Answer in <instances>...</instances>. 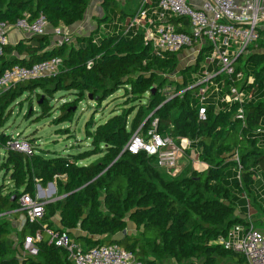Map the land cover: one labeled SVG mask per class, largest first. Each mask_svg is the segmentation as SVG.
I'll use <instances>...</instances> for the list:
<instances>
[{"label": "trees", "instance_id": "1", "mask_svg": "<svg viewBox=\"0 0 264 264\" xmlns=\"http://www.w3.org/2000/svg\"><path fill=\"white\" fill-rule=\"evenodd\" d=\"M89 5L90 0H0V22L14 24L26 15L34 20L43 14L52 28L72 26L84 18ZM169 19L187 30L185 18ZM250 49L245 68L254 77L251 87L261 93L249 95L242 103L222 101L218 105L207 100V120L200 121L201 104L193 89L167 101L161 82L152 89L158 73L176 70L179 53L153 54L144 34L120 33L99 41L78 38L76 45H53L48 33L9 43L0 57V74L14 64L62 59L54 74L18 82L0 93V171L13 185L7 193L1 189L0 214L18 217L22 213L17 210L18 199L25 193L35 197L38 181L42 185L56 182L59 197L47 203L40 224L25 225L20 244L40 225L53 228L51 218L60 212L63 228L57 230L68 232L86 249L117 243L148 264H221L220 260L227 257L247 264L243 255L214 240L234 224L246 223L236 213L235 189L241 190L254 174L264 171V154L256 146L255 136L264 120V52L258 51L264 50V38ZM23 54L26 57L21 59ZM236 85L241 89L242 81ZM120 88L137 99L148 94L147 106L138 109L131 123L130 114L123 111L101 124L88 122L89 150L67 155L50 153L36 142L31 143L33 153L27 154L7 146L12 136L1 129L9 117V108L25 93L37 96L45 117L51 112L49 100L58 91H70L78 101L91 94L101 103ZM68 107L69 104L61 109L60 122L71 119ZM240 108L244 111L242 118L238 116ZM154 110L162 134L194 141L203 169L177 177L170 172L173 169L159 168L155 158L144 152L123 153L131 135ZM236 153L243 169L241 181L233 180L232 188L227 176L229 168L238 164L232 160ZM99 155L88 165L80 163ZM128 214L140 232L137 235H123ZM78 228L85 235L76 236L73 230ZM11 232L10 223L0 220V264H73L66 250L50 243L45 232L37 242L38 256L21 259L18 248L12 249L9 243ZM117 234L122 238L114 240Z\"/></svg>", "mask_w": 264, "mask_h": 264}, {"label": "built area", "instance_id": "2", "mask_svg": "<svg viewBox=\"0 0 264 264\" xmlns=\"http://www.w3.org/2000/svg\"><path fill=\"white\" fill-rule=\"evenodd\" d=\"M155 18H150L153 28L147 31L145 39L151 42L152 53L164 56L167 53H180L191 48H202L205 44L214 50L213 63L217 68L206 80L199 82L198 91L194 94L200 101L198 110L199 120H207V110L204 103L208 100L206 82L222 75L225 78L222 101L226 103H242L248 96L236 85L241 81L242 74L238 73L236 59L249 52V47L260 39L261 24L264 21V0H155ZM148 0H142L138 13L132 18V25H142L147 18ZM185 18L187 30L182 25H175L168 18ZM164 22V23H158ZM50 24L47 18L40 14L34 20L29 15L17 20L14 24L0 22V57L5 53L10 43V31L14 28L21 30L24 37L46 35ZM53 45L77 44L74 35L65 26L51 28ZM62 64L60 57L38 61L31 65L14 64L0 74V93L14 84L41 76H50L57 72ZM183 95L188 89H183L175 95ZM176 90V88H175ZM238 116H244L243 108L238 110ZM194 141L189 137L174 138L160 132V119L152 111L131 135L124 149L132 154L141 152L154 157L161 169H175L180 160L187 157L188 151L193 150ZM11 149L33 153L32 144L23 138L12 136L7 143ZM237 161L236 169L239 180L242 177V165L239 154L232 158ZM47 201L28 193L18 199V211L25 214L24 224H40L46 213ZM48 236L50 243L66 250L68 259L73 264H148L117 243L101 244L89 249L84 248L74 240L68 232L40 225L34 235L28 234L17 246L20 258L38 256L37 242L43 239V233ZM215 243L225 249L243 255L247 264H264V230L259 229L253 221L236 223L225 233L220 234Z\"/></svg>", "mask_w": 264, "mask_h": 264}, {"label": "rangeland", "instance_id": "3", "mask_svg": "<svg viewBox=\"0 0 264 264\" xmlns=\"http://www.w3.org/2000/svg\"><path fill=\"white\" fill-rule=\"evenodd\" d=\"M51 28L52 27L50 26L49 30ZM94 35L97 38L100 37L99 33ZM250 50L252 51V49ZM213 54V49L204 50L199 62L197 64L196 62H193V65H189L188 69L186 64H188L189 61H194V59H196L195 56H192L188 62H182L180 59L179 64L173 73H158L159 76L156 83L153 85L154 88L156 89L157 85L161 82V85L168 86L165 93H168V95L171 96L181 91L183 85H185L184 87L187 89L201 81L206 80V78L211 76L217 68L218 63H213L212 61ZM249 55H247V57H249ZM235 62L236 64L238 63L237 66L240 69L238 73L242 74L241 81L243 82L246 77L247 83L249 71L244 68V59H242L241 56L238 57ZM184 69L187 70L184 71ZM181 76L185 78V82L181 83ZM204 87L207 88L208 99L217 101L219 100L218 98L222 94L225 87V78L220 75L211 82H206ZM198 89L199 88L193 89L192 93H196ZM39 92L45 97V94L42 91ZM147 95L144 99H137L136 97H132L131 94L124 88H120L113 95L109 96L101 103H98L96 99H90V95H86L82 101H78V97L75 94L70 91L62 90L56 92L49 100L51 112L45 117H42V109L40 108L37 96L35 94L29 95L28 93H25L9 108V117L1 131H4L11 136H15L16 138L19 137L29 140V142L33 145L37 142L39 148L49 150L52 153H54L53 151H57L67 155L73 152L76 153L80 150H89L91 148V140L87 137L86 124L88 122L95 121L97 124H101L107 121L110 117L123 111L126 114H130L128 117V123H131L138 109H145L147 106L149 97V95ZM211 95L213 96L211 97ZM67 104L70 106L68 107V110L71 115V119L60 122L59 118L62 115L61 112L63 111L61 109ZM79 145L80 147H78ZM188 156L192 157V159ZM2 157L3 154L0 155V159ZM99 157L100 155L91 156L85 159L84 162H91L93 160L96 161ZM203 168L204 165L199 160L198 151L193 149L188 151L187 159L182 158L178 166L170 172L174 173L177 177H185ZM227 179L228 183L233 188V180L239 179V173L236 167L232 166L229 168ZM52 185L56 188L55 182H49L42 185L38 181L36 197H43L41 196L43 193V195L49 200L55 202L57 200V189L54 193L50 194L51 189L53 188ZM12 186L13 185L8 180V177L4 178L3 171H0V192L1 189H4L3 193H7ZM2 217L3 215L0 214V220L3 221L4 218ZM127 220L129 224L127 225L128 233L136 235L139 234L140 232L137 231L135 224L129 219V214L127 216ZM45 237L48 238L46 234ZM15 240L14 238H10L9 240L12 249H17V246L22 240V235L17 234ZM168 261L173 262V259H168ZM237 262V259H230L228 257L220 260L221 264H238Z\"/></svg>", "mask_w": 264, "mask_h": 264}, {"label": "crops", "instance_id": "4", "mask_svg": "<svg viewBox=\"0 0 264 264\" xmlns=\"http://www.w3.org/2000/svg\"><path fill=\"white\" fill-rule=\"evenodd\" d=\"M148 1L150 5L147 6L148 9L147 18L142 20L141 26L132 25V18L134 15L138 13V10L142 4V0H92V2L90 0V5L84 15V18L76 22L72 26H65V28H67L74 35L76 41H78V38L88 39L90 37L94 39V41H99L105 36H112L114 34H120V33L127 36H132L133 34L141 33L144 34L145 36L146 32L150 31L153 28V26L150 24V18H155L153 9L154 6L156 5V1L155 0H148ZM166 21L178 25L172 22L169 18ZM158 23H164V22H158ZM48 33L51 41H53L54 40L53 36H51L52 29H50ZM96 33H99L100 37L97 38L94 35ZM261 34H262V38H264V21L261 24ZM9 37H10V44H17L18 42L26 38L24 37L23 32L16 28L10 31ZM207 49H210V46H208V44H205L200 49L196 47V48L187 49L179 53L178 64L180 59L182 62H188L192 56H195L196 59H194V61H189L188 64H186V67L188 69V66L193 65V62H196V64L199 62V60L201 59L200 56H202V52ZM250 51L251 50H249V52L243 53L242 55L243 56L242 59H244V63H243L244 68L246 67V64H248L245 62V60L247 58V55H249ZM258 51L264 52L263 49H258ZM24 57H26V54L20 56L21 59ZM187 69H184V71ZM248 76L249 78L247 83H246V77L243 80L241 90L246 94V96L252 94L258 96V93H261V90H254V88L251 87L254 77L250 72ZM180 81L181 83L185 82V78L181 76ZM244 83H246L247 86H243ZM184 86L185 85H183L182 90L185 89ZM213 95H211V97ZM221 95H223V91ZM221 95L218 98L219 100L214 101L218 105H220L222 102L220 101L223 98ZM208 101H212V100L208 99ZM255 136L258 137L256 146H258L261 152L264 154V120L262 126L259 127L257 131H255ZM78 147H80V145ZM49 152L52 153L51 151ZM53 152L57 154H62L61 152H57V151H53ZM80 152H82V150L76 153L73 152L72 154H78ZM48 156H53V155H48ZM189 158L192 159V157ZM184 159H187V157H184ZM84 160H81L80 163L84 165H88L94 161L93 160L91 162H84ZM52 187L53 188L51 189L50 194L54 193L57 189V186L55 188L54 185H52ZM235 190H236L235 194L237 201L236 202L237 215L240 216L243 222L253 221L259 229L264 230V171L262 172L259 171L258 173L254 174L253 180L250 181L249 184L245 185V187L242 188L241 190L239 191L237 189ZM41 196L43 197H38V198L44 199L48 203L52 202L46 196H44L43 193ZM57 199H59L58 196ZM3 215L4 216L2 218L8 221L12 228L10 238H14L15 240L16 235L20 234V232H22L23 228L26 225L24 224L25 214L22 212L18 217L13 216L11 213L3 214ZM51 221L54 224L53 226L54 229L63 228L61 224L60 212H57L51 218ZM73 233L76 236L85 235V233L80 228L73 230Z\"/></svg>", "mask_w": 264, "mask_h": 264}, {"label": "water", "instance_id": "5", "mask_svg": "<svg viewBox=\"0 0 264 264\" xmlns=\"http://www.w3.org/2000/svg\"><path fill=\"white\" fill-rule=\"evenodd\" d=\"M199 86H200V83H197V84H195V85H193V86H191V87H189L187 89L191 90V89H194V88L199 87ZM152 89L155 90L154 86L152 87ZM89 97H90V99H93V96L91 94H90ZM127 152H128L127 149L123 150V153H127ZM40 188H41V186H40ZM127 233H128V229H125L123 231V235H126ZM121 238H122L121 234H117L116 236L113 237L114 240H119Z\"/></svg>", "mask_w": 264, "mask_h": 264}]
</instances>
